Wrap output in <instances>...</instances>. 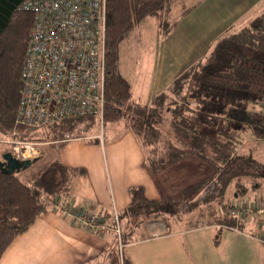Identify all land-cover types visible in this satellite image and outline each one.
Here are the masks:
<instances>
[{"label": "trees", "instance_id": "trees-1", "mask_svg": "<svg viewBox=\"0 0 264 264\" xmlns=\"http://www.w3.org/2000/svg\"><path fill=\"white\" fill-rule=\"evenodd\" d=\"M26 1L0 0V134L8 137L16 130L17 138L23 141L52 144L66 135L86 137L96 117H81L36 130L15 124L22 88L21 70L32 28V14L22 9ZM176 1L182 0H107L106 80L101 120L104 124L124 123L144 150L150 169L159 167L160 136L153 126V119L158 116L159 97L157 95L151 105L134 101L132 87L121 76L119 52L124 39L150 16L157 15L160 27L167 29L165 20ZM171 94L175 98L172 127L178 140L187 139L194 155L201 156L210 148L225 159L215 182L216 188L219 184L216 189L219 196L223 198L234 183L239 197L246 191L241 187L242 179L257 186V179L264 177V167L250 157L231 154V147L248 130L255 138L264 140V15L239 32L216 40L191 70L175 78ZM220 152L222 154H218ZM5 154L0 160V259L14 239L28 230L39 216L58 209L79 210L95 225H104L107 232L114 233L115 222L110 210L101 208L91 213L89 206H69L70 183L75 170L59 161L38 162L39 158L30 166L13 168L3 159ZM185 156L182 146L172 145L167 163L180 162ZM34 165L40 167L34 168ZM20 172L25 176L19 177ZM204 184L201 180L185 187L184 200L196 197ZM223 207L226 209L224 221L219 218L220 221L234 227V222L228 218V209L232 206ZM163 208V202L147 198L142 188L132 190L129 206L117 214L122 246L133 240L128 232L130 222L135 225L141 218L157 222L164 215ZM119 242L117 238L109 249L108 264H130L119 249Z\"/></svg>", "mask_w": 264, "mask_h": 264}, {"label": "rangeland", "instance_id": "rangeland-1", "mask_svg": "<svg viewBox=\"0 0 264 264\" xmlns=\"http://www.w3.org/2000/svg\"><path fill=\"white\" fill-rule=\"evenodd\" d=\"M192 7L195 8L183 14V11ZM263 15L264 0L176 1L165 20L167 29L163 30L160 27L157 15L150 16L145 23L140 24L127 36L120 46L119 69L122 78L132 87L134 101L142 105H151L159 97L156 104L158 116L153 119V126L158 129L160 136L159 167L156 170L157 173L151 172L152 176H155L153 180L156 181L160 201L163 202L162 212L167 215V225L172 231H181L183 234H187L190 229L200 232L196 235H187L185 237L187 240L202 235H204L203 240H209L213 235L211 240H218L215 241V248L212 250L208 246L205 247L206 255L219 252V256H230L235 253L234 246H229L228 237L223 235V239H220V231L207 228L209 225H218L217 222L220 219L224 221L226 209L223 205H232L234 197L230 195L237 189L232 183L224 197H220L216 190L219 189V184L216 188L215 182H218L219 171L224 166L225 159L217 156L210 148L206 149L201 156L194 155L190 151L189 141L187 139L179 141L176 137L172 127V101L175 98L171 94V89L175 78L191 70L203 55L210 51L216 40L222 36L239 32ZM123 132L124 123L106 122L104 124L98 117L88 132V135H96L92 142L99 145L100 158L107 171L106 178H108L110 162H126L131 157L124 147L126 144L122 145V151L120 148L116 150L114 160L107 148L102 145L104 142L107 145L108 141L113 138L121 139ZM19 140L23 141L17 138L16 130L12 131L8 137L0 134V151H2L0 160H2L3 153L11 152V142L15 143ZM33 143L38 146L42 144ZM50 144L47 143V145ZM172 145L182 146L186 152L180 164L169 165L167 163ZM231 148V154L234 155L236 152L238 155L250 157L264 167V140L255 138L249 130L242 134L239 142H235ZM41 154L40 152V156ZM48 160L50 159L46 158L38 162L44 163ZM40 165H34V168ZM110 171H112L111 168ZM17 175L24 177L25 173L20 172ZM201 180H204L205 184L200 193L192 200H184L183 189ZM257 180L258 184L254 187L250 180L242 179L241 187L246 191L238 197L255 208L264 205V177ZM163 217L160 218L163 219ZM151 219H137L135 225L130 222L128 225L130 237L135 239L137 236L145 235L144 225L151 224ZM67 221L70 223L68 219ZM260 221V226L264 229V220L260 219ZM222 222L220 223L226 225ZM197 226L200 227L197 228ZM217 243L218 246H216ZM123 247V256L127 258L134 247L131 248L129 245Z\"/></svg>", "mask_w": 264, "mask_h": 264}, {"label": "crops", "instance_id": "crops-1", "mask_svg": "<svg viewBox=\"0 0 264 264\" xmlns=\"http://www.w3.org/2000/svg\"><path fill=\"white\" fill-rule=\"evenodd\" d=\"M88 134L83 138L63 139L55 144L42 143L38 146L42 160L49 158L59 161L75 170L70 183L69 206H89L91 213L106 208L112 214L115 209L119 214L129 206L132 190L136 188H142L147 198L160 201V193L153 180L155 176H152L157 169H150L145 162V152L130 131L124 127L121 139L113 138L107 145L105 142L102 144L112 160L118 148L123 150V144H126L124 147L131 156L126 162H110L112 171L108 168V178L100 158L99 145L92 142L96 135ZM230 196L234 197L231 206L243 202L235 192ZM228 212V218L235 227L218 221V225H209L207 229L220 231V239H223V235L228 237L229 246H234L233 255L219 256V252L206 255L205 247L212 250L218 239L211 240L212 235L209 240H203L202 235L187 240V235L200 232L193 229L187 234L172 231L166 222L167 215H163V219L144 225L145 235L137 236L127 244L134 250L125 260L130 264H264V244L257 239L264 235V229L257 223L256 217L248 214L235 218L230 215V209ZM115 242L117 238L112 232L105 231L100 235L73 226L59 213L50 211L39 216L28 230L14 239L0 259V264H108V252Z\"/></svg>", "mask_w": 264, "mask_h": 264}, {"label": "built area", "instance_id": "built-area-1", "mask_svg": "<svg viewBox=\"0 0 264 264\" xmlns=\"http://www.w3.org/2000/svg\"><path fill=\"white\" fill-rule=\"evenodd\" d=\"M107 0H28L22 9L32 14V28L21 70V95L16 126L39 129L45 125L93 116L102 119L106 80ZM71 139L69 136L64 141ZM11 156L19 162L40 156L38 145L11 142ZM58 209V208H57ZM71 225L97 234L106 231L74 208L57 211ZM119 242L118 215L112 210ZM251 214L264 220V205L238 202L235 218ZM94 229V230H92ZM264 244V237H258ZM123 248L119 242V249Z\"/></svg>", "mask_w": 264, "mask_h": 264}, {"label": "water", "instance_id": "water-1", "mask_svg": "<svg viewBox=\"0 0 264 264\" xmlns=\"http://www.w3.org/2000/svg\"><path fill=\"white\" fill-rule=\"evenodd\" d=\"M3 159L8 162V165L10 167H13V168H18L19 165H26V166H30V164L32 162H34V160L32 161H25V162H19V161H16L15 159L12 158L11 154L10 153H6L4 156H3ZM0 167H2V163L0 162ZM8 172H11V170H9Z\"/></svg>", "mask_w": 264, "mask_h": 264}, {"label": "bare ground", "instance_id": "bare-ground-1", "mask_svg": "<svg viewBox=\"0 0 264 264\" xmlns=\"http://www.w3.org/2000/svg\"><path fill=\"white\" fill-rule=\"evenodd\" d=\"M84 229H86V228H84ZM94 233H96V232H94Z\"/></svg>", "mask_w": 264, "mask_h": 264}]
</instances>
